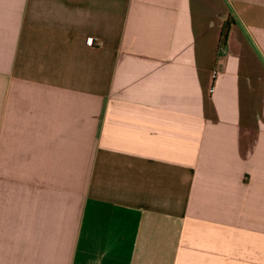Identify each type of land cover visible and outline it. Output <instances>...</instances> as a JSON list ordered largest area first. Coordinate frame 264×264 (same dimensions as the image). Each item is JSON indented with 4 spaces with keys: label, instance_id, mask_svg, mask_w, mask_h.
<instances>
[{
    "label": "crops",
    "instance_id": "crops-1",
    "mask_svg": "<svg viewBox=\"0 0 264 264\" xmlns=\"http://www.w3.org/2000/svg\"><path fill=\"white\" fill-rule=\"evenodd\" d=\"M0 264H264V0H0Z\"/></svg>",
    "mask_w": 264,
    "mask_h": 264
},
{
    "label": "trees",
    "instance_id": "trees-1",
    "mask_svg": "<svg viewBox=\"0 0 264 264\" xmlns=\"http://www.w3.org/2000/svg\"><path fill=\"white\" fill-rule=\"evenodd\" d=\"M233 22H234V19L231 16L225 19L223 23L222 31H221V36H220V43H219L220 47H225L227 43L229 30Z\"/></svg>",
    "mask_w": 264,
    "mask_h": 264
},
{
    "label": "built area",
    "instance_id": "built-area-1",
    "mask_svg": "<svg viewBox=\"0 0 264 264\" xmlns=\"http://www.w3.org/2000/svg\"><path fill=\"white\" fill-rule=\"evenodd\" d=\"M88 41H89L90 44H93L94 39H93L92 37H90V38L88 39Z\"/></svg>",
    "mask_w": 264,
    "mask_h": 264
}]
</instances>
